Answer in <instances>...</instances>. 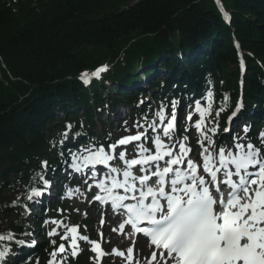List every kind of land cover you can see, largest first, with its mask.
<instances>
[{"label":"trees","instance_id":"1","mask_svg":"<svg viewBox=\"0 0 264 264\" xmlns=\"http://www.w3.org/2000/svg\"><path fill=\"white\" fill-rule=\"evenodd\" d=\"M222 2L230 24L215 0H0V234L24 235L23 209L12 201H23L37 173L52 174L68 160L76 142L96 137L104 109L126 103L140 119L146 85L156 97L199 95L210 84L218 100L235 97L236 42L246 61V105L264 109V0ZM103 62L110 72L83 86L78 73ZM244 118L254 119L250 112ZM69 123L82 135L61 145L56 136ZM22 255L8 264H35Z\"/></svg>","mask_w":264,"mask_h":264},{"label":"snow or ice","instance_id":"2","mask_svg":"<svg viewBox=\"0 0 264 264\" xmlns=\"http://www.w3.org/2000/svg\"><path fill=\"white\" fill-rule=\"evenodd\" d=\"M221 12L229 20L222 7ZM241 67L243 70V60ZM107 70L108 66L103 65L91 73L82 72L80 79L88 84ZM228 100L225 94L213 117L215 100L209 85L189 111V122L193 115H199L194 124L184 129L188 132L194 127L198 132L201 151L197 159L189 155L192 151L189 137L177 135L176 100L162 101L152 110L151 120L144 114L132 126L136 134L129 133L116 141L109 139L107 146L89 139L86 145L69 150L65 163L73 172L87 174L88 192L92 193L93 187L97 189L92 193L93 200L110 206L117 215L123 214L119 229L127 226L130 238L142 235L148 240L149 254L144 256L139 249L134 254L136 241H131L132 246L126 250L113 249L108 253L100 241L81 234V228L87 230L86 225L68 227L64 220L49 218L44 223L56 227L48 231V236H58L62 242L57 246L56 240H50L53 248L46 264H70L82 251L81 241L91 245L95 264H101L110 254L124 258L126 264H141V259L145 264H264V130L252 137L251 125H244L241 133H232L231 123L243 108L238 100L228 117L229 127L225 128V133H231V146L223 142V137L218 144L215 139L218 118L226 110ZM71 129L72 125L66 124L62 133L65 139ZM81 135L75 134L73 140L78 141ZM142 137L152 147H146ZM254 139L259 143H254ZM133 142H138L133 148V158H127L126 150L117 151ZM60 143L63 145L64 140ZM41 168L47 171L46 160L41 162ZM37 177L41 188L31 187L23 201L20 196L12 201V207L23 209L21 216L30 215L28 203L43 197L50 188L44 175L37 173ZM57 212L62 213L63 209ZM16 235L11 230L0 234V243L4 245L0 249V264H8L7 256L13 254V245L36 246L35 239L29 242L16 239ZM99 235L103 237L102 232Z\"/></svg>","mask_w":264,"mask_h":264},{"label":"rangeland","instance_id":"3","mask_svg":"<svg viewBox=\"0 0 264 264\" xmlns=\"http://www.w3.org/2000/svg\"><path fill=\"white\" fill-rule=\"evenodd\" d=\"M125 111H126V109L124 110V112ZM113 118L114 117L107 115L105 112L102 115V120L106 122L107 126L109 124H113V128H112L111 132H115V130H116L115 127L117 125V122H115V121L113 122ZM102 128L103 127L101 126V124H99L97 126V132H99L100 130H102ZM124 128L125 129H128V124H125V127ZM62 138H64V137H62ZM68 139H70V133L68 134V136H67V138L65 140H68ZM61 177L70 178L71 175L69 173H67V172L66 173L65 172H62L61 173ZM66 182L67 181L63 182L62 185H61V187H65L66 186ZM65 198H66L67 208L70 209V211H71V215H69V216L75 215V213L78 212L77 211V209H78V210H80V213H78L77 222L82 223V224H84V223L87 224V222H84L83 223V221H82L83 216L85 215V213H87V215H90L89 227L92 228V229H94L95 231L98 230V228H100L99 221H98V216L95 217V215L97 214L96 209L95 208H89L88 203L82 205L83 200H84V198L82 196L74 197L73 198V196L70 193H68L67 191H65ZM57 209L58 208H56V210ZM33 215L34 214L31 213L27 217H32ZM69 216H68V211L64 212V219H66ZM109 231H113L111 229V227L109 228ZM110 239H112V237ZM116 242H118V240H116ZM109 261L112 264H125V261L120 260V259H117L116 257L110 258Z\"/></svg>","mask_w":264,"mask_h":264},{"label":"bare ground","instance_id":"4","mask_svg":"<svg viewBox=\"0 0 264 264\" xmlns=\"http://www.w3.org/2000/svg\"><path fill=\"white\" fill-rule=\"evenodd\" d=\"M147 244H148V241L145 239V238H141L140 240H139V245L141 246V245H144L145 247L147 246ZM142 260L143 259H141V262H142ZM142 264H143V262H142Z\"/></svg>","mask_w":264,"mask_h":264}]
</instances>
